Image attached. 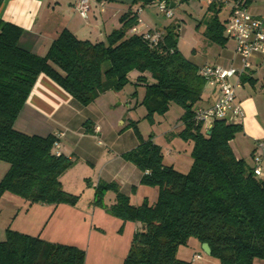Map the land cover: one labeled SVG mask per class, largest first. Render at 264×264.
Listing matches in <instances>:
<instances>
[{"label":"trees","instance_id":"trees-1","mask_svg":"<svg viewBox=\"0 0 264 264\" xmlns=\"http://www.w3.org/2000/svg\"><path fill=\"white\" fill-rule=\"evenodd\" d=\"M155 1L132 0L129 7L142 8ZM159 1L169 4L172 0ZM250 1L245 0V5ZM222 3H209L203 18L204 36L219 46L226 42L218 17ZM134 11L122 13L120 26L104 41L81 40L63 29L42 56L21 48L18 40L22 29L0 19V161L8 164L0 178V197L11 192L31 203L75 205L78 200L61 186L59 178L73 162L53 152L56 136L30 135L14 128L39 74L82 105L90 104L106 90L142 85L144 93L139 104L145 108L148 121H153L154 114L167 112L170 103L183 109L178 136L192 141V162L188 171L180 172L163 163L160 147L151 139H139L121 157L142 172L141 185L157 188L156 199L149 202L144 198L134 205L115 181L97 182L93 205L123 222L140 225L133 232L122 264H192L176 256L178 247L186 244L189 237L199 244L207 243L209 256L219 264H254L256 259L264 262V175H255L254 165L236 158L229 144L242 130L241 125L215 119L209 129L203 130L193 115L205 80L198 74V66L177 47L178 24L164 26L162 40L153 45L141 34L128 33L138 22ZM131 71L138 73L134 82L128 76ZM240 82L253 84L255 80L242 75ZM136 93L134 90L131 96ZM130 126L140 138L135 123L130 122ZM107 191L114 195L108 205L102 201ZM131 191H135L134 186ZM84 261L85 252L76 246L9 228L0 240V264Z\"/></svg>","mask_w":264,"mask_h":264},{"label":"crops","instance_id":"crops-1","mask_svg":"<svg viewBox=\"0 0 264 264\" xmlns=\"http://www.w3.org/2000/svg\"><path fill=\"white\" fill-rule=\"evenodd\" d=\"M176 1L180 3L179 0H172L170 2L172 4V7L169 6L171 9L176 6ZM222 4V8L226 6L224 2ZM207 5L206 3L202 6L198 24L207 15ZM136 7L138 6L133 5L129 7V5L118 2H105L103 9L99 10L93 4L90 6L86 17L83 18L75 10V0H0V19L13 23L22 29V34L18 40V45L21 48L42 56L46 53L51 42L63 29L69 30L81 40H89L93 43L104 41L113 29L120 26V15L128 10L134 11ZM246 7L252 14H264V0H251ZM143 11L144 9L141 8L139 14L140 23L136 25L139 32L151 30V28H155L154 26H156L151 27L147 25L146 20L143 19L147 17L142 16ZM228 12L227 8L223 20L220 19L218 14L219 20L223 25ZM197 30L201 33L203 40L207 41L205 46L208 48V52H210L208 54L210 63L207 61L198 64L194 63L196 66L199 67L204 64L224 67L233 66L235 68L240 66L234 42L231 41V46H229L228 38H226L223 46L218 45L219 48L213 50L211 47L212 42L208 41L204 36L205 26L199 27ZM128 33L130 32L128 31ZM137 74H134L132 80L129 79L134 82ZM243 75L252 77L255 82L253 84L248 82L241 83V87L236 90V101L241 104L243 115L241 118L229 115L228 124H239L242 130L237 133L240 138H237L236 134L229 144L236 158L245 160L249 156L251 162L249 164L246 160L245 162L250 166L254 165L253 156L260 153L261 164L264 168V164L262 163L264 149H259V152L257 150L258 144L264 142V104L258 105L253 95L256 91L264 90V55L256 54L251 57L250 67ZM246 85H249V87ZM137 89H139L138 94L134 97L131 96V93L134 90L137 92ZM116 93L118 91L106 90L100 93L90 104L82 105L47 76L39 74L14 121V128L30 135L40 134V136H43L44 134L40 132L44 130L47 134L56 136L58 147L56 149L53 148V152L58 151L73 162L72 166L59 178L61 186L66 192H74L70 189L69 183H66L64 180L65 175L70 174L69 171L72 167H75L81 161L93 164L94 167V165L98 164L99 159L105 157L106 160H104L102 171L97 175L98 179L117 182L120 191L128 195L130 199L134 194L137 196L140 193L134 204L138 205L142 202L141 200L144 198L147 188L145 185L139 183L142 172L134 164L121 157L122 153L130 149L119 152L115 148L111 149L108 145H101V140L99 139V137H103L106 143L109 142L110 136L116 131L114 125L118 122L124 123L121 121L124 113L116 114L111 111L120 102V98ZM143 93L144 87L142 85H132L129 96L123 95L121 98L127 103L129 110L141 109L138 102H140ZM260 93L263 94V92ZM216 99L217 91L204 85L201 100L196 106H208L215 102ZM100 107L105 112L109 111L108 114L110 113V116L108 119L103 118L101 112L93 111L96 108L101 109ZM122 107L124 108L125 106ZM127 118L129 121L132 120L128 115ZM104 125L107 126L106 129ZM172 130L169 129L164 133L167 139L168 137H172ZM121 131L119 129L117 133L120 135ZM110 143L113 145V140L110 139ZM168 153H170L169 150ZM7 169L8 164L1 161L0 178L5 174ZM133 186L135 187L134 194L131 191ZM156 196L152 197V199L148 198V201L153 202ZM113 199V193L109 192L107 205L112 203ZM59 209H63L64 212L63 210L59 212ZM72 211L76 212L73 213ZM78 211L82 214L84 221L87 220L86 213L80 212L82 210L77 205L69 207L65 203H31L19 196L4 192L0 197V214L1 212H5L6 214L9 212V215L2 224L0 223V240L4 239L5 229L9 228L22 234L38 236L41 239L43 238V240H53L52 242H56L53 237H50L51 235L44 233V228H40V223L43 221L46 224L53 222V225L56 226L61 223L62 219L68 222L72 217L76 218ZM91 215L90 222L92 225H94L93 222L96 220L108 223L114 229L118 227L117 230L119 228L124 229L130 225V222H123L97 207L92 208ZM56 216H58L57 220ZM131 225L133 232L140 228L138 223ZM90 233L92 234V232ZM198 245L200 246L199 243ZM120 264H122V259H120Z\"/></svg>","mask_w":264,"mask_h":264},{"label":"rangeland","instance_id":"rangeland-1","mask_svg":"<svg viewBox=\"0 0 264 264\" xmlns=\"http://www.w3.org/2000/svg\"><path fill=\"white\" fill-rule=\"evenodd\" d=\"M205 4L206 3L203 0H188L183 3H178L176 1V6L172 8L173 17L167 18L163 13L157 10L156 4L154 3L152 5L142 7L144 9L142 16L147 17L143 18L146 20L147 25H150L151 27L156 25L154 26L155 28H151V30L162 29L170 23L178 24L179 36L177 39V47L181 54L193 63L198 64L204 61L210 63V57H208L210 52H208L209 50L205 46L207 41L203 40L201 33L197 30V28L205 26L204 19L200 24H198L199 14L202 12V6ZM226 10L227 6H224L221 9V12L219 13L220 19L223 20ZM227 40L229 41V46H231V41L233 42V40ZM211 47L213 50H217V48H219L218 45L214 43L211 44ZM194 49H196L195 52ZM135 73L137 72L133 71L129 74V78L131 80L134 78ZM246 86L249 87V85ZM131 89L132 85L128 84L116 93L120 98V102H118L117 106L113 107L111 111L116 114H120L121 112L124 113V116L121 118V121L124 123L121 124L118 122L114 125L116 131L110 136L109 142L106 143L103 137H99L101 140L100 144L108 145L111 149L115 148L116 151L122 152L131 149L133 146L138 144L139 139H142L143 141L151 139L154 144L160 147V151L163 156V163L166 165H172L176 170L183 173L188 171L192 162L191 148L193 143L192 141H184L178 136V133L182 129L181 116L183 114V109L174 103H170L167 112L161 115L154 114L153 121L150 122L145 118L146 110L139 104V102L138 105L141 109L129 110L127 103H125L121 98L123 95L128 97ZM138 91L139 89H137L136 95L138 94ZM260 92H263V94ZM253 95L258 105L264 104V90L256 91ZM122 106L125 107L123 108ZM98 108L93 109V111L101 112L103 118L108 119L110 116V113L108 114L109 111L105 112L103 108ZM127 115L128 117H131L132 120L129 121ZM130 122L135 123L140 138L136 136L133 128L130 126ZM112 123L114 124V122ZM104 126L103 127L106 129L107 126ZM119 129L122 130L120 135L117 133V130ZM169 129H173V132L172 137H168L167 139L164 133ZM40 133L44 134L43 136H46L47 134L44 130ZM236 136H238L237 138H240L238 134ZM110 139L113 140V145H111ZM168 150L170 153H168ZM257 150L259 152V148ZM262 158V163L264 164V154ZM104 160H106L105 157L99 159L97 162L98 164L94 165V167L93 164L85 161L78 162L75 167L70 169V174H66L64 177L66 183H69L70 189L74 191L71 193L78 197L75 205L82 210L80 212L86 213L88 217L87 220L84 221L82 214L78 211L76 218L72 217L71 220H68V222L67 220L62 219L61 223L56 226L53 225V222L46 224L43 221L40 223V228H44V233H46V235H51L50 237L55 239L56 242L53 243L73 246L76 245V247L82 249L85 252L84 264H120V259H122L123 262L124 256L127 254L133 235L131 224L135 222L126 221L128 223L130 222V225L124 229L122 228L121 231L117 230L118 227L114 229L112 225L99 222L98 220L93 222L94 225L90 222L93 207L100 208L104 211L101 206L93 205L95 186L97 182L101 180L98 179L97 175L100 171H102ZM245 160L248 164L251 162L249 156ZM146 188L147 192L145 193L144 198L148 200V198L152 199V197L156 196V187L146 186ZM109 192L111 191L104 193L102 200L103 204L108 203ZM8 193L13 194L11 192ZM134 193L135 191H132V194ZM139 195L140 193H138L137 196L134 194V196L130 199V202L135 204ZM144 198H142L141 201H143ZM75 205L67 204L69 207H74ZM62 210L63 209H59L58 211L62 212ZM72 212L74 213L76 211ZM8 213L9 212H7V214L5 212H1V224L6 220V217H8ZM55 218L57 220L58 216ZM90 232H92V234ZM46 241L52 242L53 240ZM194 254H198L200 257L192 259ZM176 256L179 259L191 261L192 264H219L216 259L202 251L201 246L198 245L197 240L193 237H189L186 244L178 247ZM254 264H264V262L256 259Z\"/></svg>","mask_w":264,"mask_h":264},{"label":"built area","instance_id":"built-area-1","mask_svg":"<svg viewBox=\"0 0 264 264\" xmlns=\"http://www.w3.org/2000/svg\"><path fill=\"white\" fill-rule=\"evenodd\" d=\"M205 3L224 2L229 12L223 25V34L226 38L233 40L235 51L239 57L240 66H220L204 64L198 67V74L205 80V85L217 91V99L208 106L197 107L193 118L201 123L203 130L209 129L211 122L215 119H223L228 123V116L241 118L243 108L236 101V90L241 87L240 77L250 67V58L256 54L264 55V14L256 15L247 10L245 0H203ZM105 0H75V10L86 17L91 5H96L102 10ZM156 8L165 17L172 18L173 12L164 1H155ZM141 8L134 12L139 23ZM137 25V24H136ZM134 25L129 29L131 34H141L142 38L149 43L156 45L162 40V30H148L139 32ZM58 143L53 144L57 148ZM259 149H264V142L258 144ZM58 154V151H55ZM255 175H264V168L261 164L260 153L253 156ZM200 256L194 255L192 259Z\"/></svg>","mask_w":264,"mask_h":264},{"label":"water","instance_id":"water-1","mask_svg":"<svg viewBox=\"0 0 264 264\" xmlns=\"http://www.w3.org/2000/svg\"><path fill=\"white\" fill-rule=\"evenodd\" d=\"M114 2H118V3H122V4H126V5H130V4H132V0H114ZM169 6L170 7H172V4L170 3L169 4ZM211 127V126H210ZM209 127V128H210ZM209 130L206 132L207 134H209ZM200 246H201V249H202V251L205 253V254H207V255H210V247L208 246V244L207 243H201L200 244Z\"/></svg>","mask_w":264,"mask_h":264}]
</instances>
